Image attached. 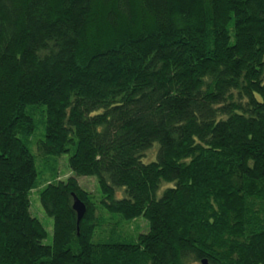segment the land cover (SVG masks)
Listing matches in <instances>:
<instances>
[{
	"label": "trees",
	"instance_id": "obj_1",
	"mask_svg": "<svg viewBox=\"0 0 264 264\" xmlns=\"http://www.w3.org/2000/svg\"><path fill=\"white\" fill-rule=\"evenodd\" d=\"M202 258L264 264V0H0V264Z\"/></svg>",
	"mask_w": 264,
	"mask_h": 264
},
{
	"label": "rangeland",
	"instance_id": "obj_2",
	"mask_svg": "<svg viewBox=\"0 0 264 264\" xmlns=\"http://www.w3.org/2000/svg\"><path fill=\"white\" fill-rule=\"evenodd\" d=\"M156 148V144H153ZM152 155V149H149L146 154V158L149 159ZM58 160V177L60 179H64L67 176H75L73 171L70 170V168L67 166V154H62ZM37 167V162H36ZM78 184L83 187L84 189L88 191H95L96 190V179L93 176H75ZM117 195H122V189L117 190ZM117 195H115L117 197ZM30 212L33 216H35L43 225L45 231L47 232L46 238L43 240V243H49L51 240V230H52V222L51 218L48 217L44 211L42 210L39 201H38V195L36 194V191H32L30 194ZM146 220H144L142 217H138L137 219H134L129 224V229L132 231L137 232H144L146 231ZM135 231V232H136Z\"/></svg>",
	"mask_w": 264,
	"mask_h": 264
},
{
	"label": "water",
	"instance_id": "obj_3",
	"mask_svg": "<svg viewBox=\"0 0 264 264\" xmlns=\"http://www.w3.org/2000/svg\"><path fill=\"white\" fill-rule=\"evenodd\" d=\"M71 199H72L71 209L75 213L76 225H78L79 221L81 220L85 212V206L74 194L71 195ZM199 264H210V263H208V261L205 258H202L200 259Z\"/></svg>",
	"mask_w": 264,
	"mask_h": 264
}]
</instances>
